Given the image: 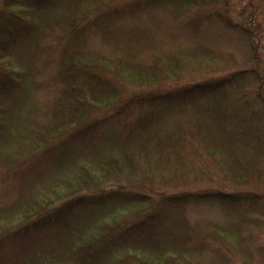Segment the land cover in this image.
<instances>
[{
	"label": "trees",
	"instance_id": "16d2710c",
	"mask_svg": "<svg viewBox=\"0 0 264 264\" xmlns=\"http://www.w3.org/2000/svg\"><path fill=\"white\" fill-rule=\"evenodd\" d=\"M243 1L0 0V264L264 259V0Z\"/></svg>",
	"mask_w": 264,
	"mask_h": 264
},
{
	"label": "rangeland",
	"instance_id": "374dc122",
	"mask_svg": "<svg viewBox=\"0 0 264 264\" xmlns=\"http://www.w3.org/2000/svg\"><path fill=\"white\" fill-rule=\"evenodd\" d=\"M236 6H237V12L234 13V17L236 19H240L238 18V12L240 11V9L244 6V1L243 0H232ZM227 36H223L222 35V39H224ZM227 41L223 44V46H227L225 48H231L229 50H231L232 52H234V54L236 53V57H238V59L242 60L245 57V50L246 47L244 48H238L237 50L234 49L233 47L236 45H238L239 47L243 46V42L241 39H239L237 36H228ZM223 48V47H222ZM234 50V51H233ZM43 60H38L37 61V68L39 70L38 74L35 76V81L36 83L34 85H30L31 90H29V104L27 106L30 107H34L37 108L38 103H42L44 104L45 100L47 99V93L43 88V81L46 78L45 76V71L43 70ZM42 84V85H39ZM28 108V107H27ZM43 160V159H42ZM189 217L191 220H196V219H202V220H213V221H220L221 218V214L218 210V208L214 207V206H210V205H201V206H194L191 207L189 209ZM13 225L16 227L18 226L17 222H13ZM33 239V238H32ZM32 239H28L27 242L31 241ZM37 239V238H36ZM260 243L262 245H260L262 247L261 253H264V237L260 240ZM18 248V245L16 246ZM254 246H252L251 248H253ZM253 253H251V255L255 256V258H253L252 263L251 264H264V259H259V257L257 256V252L258 249L255 251L254 249H252ZM6 252H13L12 248H7ZM9 254V253H8ZM263 260V261H261Z\"/></svg>",
	"mask_w": 264,
	"mask_h": 264
}]
</instances>
